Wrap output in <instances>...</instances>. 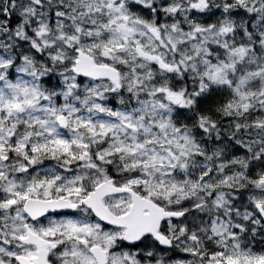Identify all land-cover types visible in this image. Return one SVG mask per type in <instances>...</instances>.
Segmentation results:
<instances>
[{
  "label": "snow or ice",
  "instance_id": "1",
  "mask_svg": "<svg viewBox=\"0 0 264 264\" xmlns=\"http://www.w3.org/2000/svg\"><path fill=\"white\" fill-rule=\"evenodd\" d=\"M0 264H264V0H0Z\"/></svg>",
  "mask_w": 264,
  "mask_h": 264
}]
</instances>
